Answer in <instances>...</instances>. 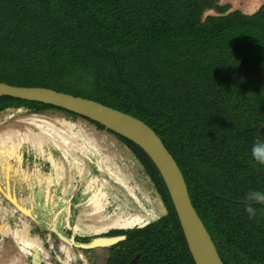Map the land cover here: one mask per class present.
Instances as JSON below:
<instances>
[{"label": "trees", "instance_id": "1", "mask_svg": "<svg viewBox=\"0 0 264 264\" xmlns=\"http://www.w3.org/2000/svg\"><path fill=\"white\" fill-rule=\"evenodd\" d=\"M218 3L0 0V82L91 98L143 120L181 168L224 263L264 264V206L250 219L244 200L264 190V166L250 155L252 142L264 139V5L225 13ZM209 9L219 15L204 17ZM20 106L79 115L0 98L2 109ZM109 131L143 164L168 213L127 230L107 264H196L157 166Z\"/></svg>", "mask_w": 264, "mask_h": 264}, {"label": "rangeland", "instance_id": "2", "mask_svg": "<svg viewBox=\"0 0 264 264\" xmlns=\"http://www.w3.org/2000/svg\"><path fill=\"white\" fill-rule=\"evenodd\" d=\"M218 4L226 6L225 13L236 9L244 13H253L264 5V0H219ZM217 14L219 15V12L216 10L209 9L205 11L204 17ZM262 89L264 96V84ZM27 109L9 107L4 112H0V146H2L0 161L5 157L13 161L10 156L15 159L21 153L28 151L29 163L35 164L36 157L32 155L45 156L47 153L50 159H54L53 170L50 173L56 176L54 181L58 176L62 177L66 171H71V181L65 180L66 187L64 189L62 186L63 190H60L65 193L61 196L64 200L59 201L60 197L57 196L53 208L44 206L43 211L39 212L40 216L38 214L36 218L41 225L40 232L34 236V239H37L35 243H38L42 250L41 257L45 262L106 264L111 254L109 246L82 248L73 245L71 240H74L75 236H86L91 241L115 229L144 227L168 213V208L143 164L109 129L100 128L86 118L68 115L64 111L48 110L36 113L35 110ZM42 123H45L49 134L48 138L42 137L45 133L39 137L41 146L38 150L30 146L31 142L27 136H23V141L17 150L11 147L15 145L13 141L20 139V134L36 131V125L41 126ZM63 136L70 140L68 145L63 144L64 138H61ZM84 142L87 143V148L85 145L83 151L80 147L81 143L85 144ZM59 148L62 152L65 151L62 158ZM7 149L11 152L5 151ZM41 165H43L42 160H38V164L34 167L40 166L41 171H38L37 175L44 177L46 172H51V167L47 169L42 168ZM76 186L80 187L78 191L75 189ZM39 187L40 192L46 195L43 190L46 188ZM48 196V198L52 197L49 194ZM71 196L73 203L69 202ZM122 213L130 215L128 218H134L136 222L124 223L127 218L122 217ZM136 214L144 215L148 220ZM21 223L23 224V222L12 223L16 231L9 229V232L14 235L18 233L22 242L28 241L33 236L21 231ZM59 233L67 239L60 237ZM78 240L76 241L80 243ZM6 264H17V259L9 260Z\"/></svg>", "mask_w": 264, "mask_h": 264}, {"label": "water", "instance_id": "3", "mask_svg": "<svg viewBox=\"0 0 264 264\" xmlns=\"http://www.w3.org/2000/svg\"><path fill=\"white\" fill-rule=\"evenodd\" d=\"M2 96L38 101L64 108L96 121L105 126V128L139 145L149 155L163 177L196 264H225L191 201L181 168L151 126L127 112L113 108L97 100L76 96L48 87L18 86L0 82V97ZM260 134L264 136V125L260 128ZM151 217H153V214ZM59 236L63 237L60 233ZM124 238L125 236L122 235L103 236L96 237L88 243H78L75 240H71V243L82 248H92L111 246ZM139 256L137 255L135 260ZM34 264H41L40 259L35 260Z\"/></svg>", "mask_w": 264, "mask_h": 264}, {"label": "flooded vegetation", "instance_id": "4", "mask_svg": "<svg viewBox=\"0 0 264 264\" xmlns=\"http://www.w3.org/2000/svg\"><path fill=\"white\" fill-rule=\"evenodd\" d=\"M21 107H26L28 108L27 110H35L36 113L45 112L48 110H53V111L57 110V109L52 108V109H44L41 111V110H37L29 106H20L18 108H21ZM7 108L2 109L0 107V112H4ZM57 111L61 112L62 110H57ZM64 113L68 115H72V116H81V115H74L72 113L65 112V111ZM81 117L88 119L87 117H84V116H81ZM49 126L52 127V124L49 123ZM36 128H37L36 131H29V133L24 132L23 134H20L19 135L20 139L18 141H13L15 145L11 147H14L17 150L20 146V143L23 141V136H27L29 138V141L31 142L30 146L32 148L36 147V149L38 150L39 147L41 146L40 144L41 142H39V137H41L42 134L45 133V135H43L42 137L48 138L49 131L46 130L45 123H42L41 126L36 125ZM51 131L53 132V130ZM61 138H64V140H62L63 144L68 145L70 143V140L67 137L63 136ZM84 143H85L84 145L83 143H81V147H80L81 150L83 151L85 150V145L87 148V143L86 142ZM4 144L5 143H3V145ZM125 145L129 149H131L126 143ZM5 151L11 152L8 149ZM59 152H60V157L61 158L64 157L63 154L65 153V151L63 150L62 152L59 148ZM32 153L34 152L32 151ZM133 154L135 155L134 152ZM32 156L36 157L35 164L29 163L30 157H29L28 151L21 153L20 156L15 159L13 156H10L9 158L12 159L13 161H10L8 157H5L0 161V219H1L0 221V264H4V263L6 264L7 262H9V260L14 261L16 259H17V264H34V261L39 260V259L42 264H50L48 262H45L42 259L43 258L41 257L43 255L42 250L40 249L38 243H35L37 239H34V236L40 232L39 228L41 225L40 221L37 220L36 218L38 217L39 212L41 210L43 211L44 206L53 208V204L55 203L54 201L56 200L57 196L60 197L59 201L64 200V198H62L61 196L65 193H62L63 191H60V190H63L62 186L65 189L66 187L65 180L67 181L70 180L71 171L70 170L66 171L62 177L58 176V179L56 180L57 181L56 182L54 181L56 179V176H53L50 174L52 173V170H53L54 159L53 158L50 159L47 153L45 156H41V155L40 156L32 155ZM38 160H42V164H43L41 165L42 168L45 167L47 169H50L51 167V172H46L44 177H39L37 175V172L41 171L40 166L34 167V165L38 164ZM47 169H44V171H47ZM39 186H44L47 189V190L43 189L46 195L40 192ZM75 189L76 191H78L80 187L76 186ZM48 194L52 195V197L48 198L49 197ZM72 197L73 196H71V199L69 201L70 203H73ZM2 207L3 209H1ZM122 215H123L122 217L127 218V221L124 222L126 224H128L129 222H134V223L136 222V219L128 218V216L130 215L124 214V213H122ZM136 215L144 219H147L144 215H141V214H136ZM18 222H23V224L21 223V231H24V234L28 236H33L31 237L30 240L22 242V238L18 235V233L14 235L13 233L9 232V229L16 231V228L12 227V223L16 224ZM30 224L32 225V227ZM26 226H30L31 228L29 229L24 228ZM129 229H133V227L127 228V229L126 228L115 229L107 234H104L103 236L107 237V236H116V235L121 236L122 235V236H125V238L123 239L125 240L127 237L126 231ZM94 231L98 232V230L96 229H94ZM77 239H79L78 241L83 242V243L90 242V238L86 236H83V237L75 236L74 240L76 241ZM109 257L110 255L108 256V259Z\"/></svg>", "mask_w": 264, "mask_h": 264}, {"label": "clouds", "instance_id": "5", "mask_svg": "<svg viewBox=\"0 0 264 264\" xmlns=\"http://www.w3.org/2000/svg\"><path fill=\"white\" fill-rule=\"evenodd\" d=\"M251 159L255 164L264 166V139H255L250 146ZM245 211L250 219L257 215V206H264V190L251 189L245 197Z\"/></svg>", "mask_w": 264, "mask_h": 264}, {"label": "bare ground", "instance_id": "6", "mask_svg": "<svg viewBox=\"0 0 264 264\" xmlns=\"http://www.w3.org/2000/svg\"><path fill=\"white\" fill-rule=\"evenodd\" d=\"M253 6V5H252Z\"/></svg>", "mask_w": 264, "mask_h": 264}]
</instances>
